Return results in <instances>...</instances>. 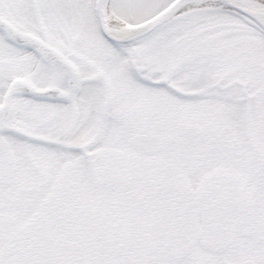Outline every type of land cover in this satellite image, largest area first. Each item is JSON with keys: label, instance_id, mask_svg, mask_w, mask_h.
<instances>
[{"label": "snow or ice", "instance_id": "1", "mask_svg": "<svg viewBox=\"0 0 264 264\" xmlns=\"http://www.w3.org/2000/svg\"><path fill=\"white\" fill-rule=\"evenodd\" d=\"M0 264H264V0H0Z\"/></svg>", "mask_w": 264, "mask_h": 264}]
</instances>
